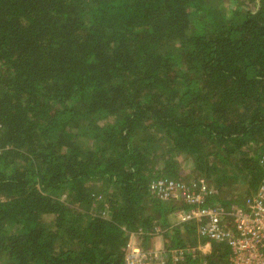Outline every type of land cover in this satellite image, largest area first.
<instances>
[{
  "label": "trees",
  "instance_id": "16d2710c",
  "mask_svg": "<svg viewBox=\"0 0 264 264\" xmlns=\"http://www.w3.org/2000/svg\"><path fill=\"white\" fill-rule=\"evenodd\" d=\"M263 151L264 0H0V264H123L168 225L149 183L178 156L229 207Z\"/></svg>",
  "mask_w": 264,
  "mask_h": 264
},
{
  "label": "built area",
  "instance_id": "2783aa9c",
  "mask_svg": "<svg viewBox=\"0 0 264 264\" xmlns=\"http://www.w3.org/2000/svg\"><path fill=\"white\" fill-rule=\"evenodd\" d=\"M261 154L264 170V151ZM149 192L161 202L174 205L170 213L172 222L165 227L154 223L147 232L138 229L130 233L123 264L177 263L185 255L209 254L212 242L228 246L224 264H264V173L255 191L244 199V209L235 205L224 207L216 202L214 187L201 177H156L149 183ZM189 223L195 228V245L167 247L160 243L148 248L142 246L144 234L155 240L162 233Z\"/></svg>",
  "mask_w": 264,
  "mask_h": 264
},
{
  "label": "rangeland",
  "instance_id": "374dc122",
  "mask_svg": "<svg viewBox=\"0 0 264 264\" xmlns=\"http://www.w3.org/2000/svg\"><path fill=\"white\" fill-rule=\"evenodd\" d=\"M176 160H177V163H178L177 171H178V173L180 172V176L183 177V178L187 177L186 179L190 178V172L192 170L191 163L188 162V161L186 162V160H183V158L179 157V156L176 158ZM241 189L244 190V187H241ZM235 206L244 209V200H242V202H241V200L236 202ZM166 233H167L168 237H164V234H166ZM171 234L172 233H170V232L162 233V235H160L156 240L152 239L150 241V246L149 247H151V245H153V244L168 242V239L170 238Z\"/></svg>",
  "mask_w": 264,
  "mask_h": 264
},
{
  "label": "crops",
  "instance_id": "0c3cea01",
  "mask_svg": "<svg viewBox=\"0 0 264 264\" xmlns=\"http://www.w3.org/2000/svg\"><path fill=\"white\" fill-rule=\"evenodd\" d=\"M171 218H172V217L169 215V216H168V225H170L169 223L172 222ZM170 220H171V221H170ZM155 240H156V239H155ZM163 243H164V242H163ZM158 244H160V243H158ZM158 244H157V245H158Z\"/></svg>",
  "mask_w": 264,
  "mask_h": 264
}]
</instances>
